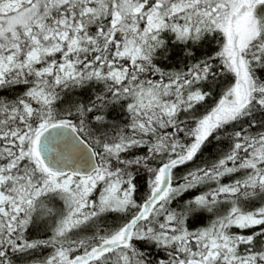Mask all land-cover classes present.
Masks as SVG:
<instances>
[{
    "label": "snow or ice",
    "instance_id": "6c2138e0",
    "mask_svg": "<svg viewBox=\"0 0 264 264\" xmlns=\"http://www.w3.org/2000/svg\"><path fill=\"white\" fill-rule=\"evenodd\" d=\"M0 264H264V0H0Z\"/></svg>",
    "mask_w": 264,
    "mask_h": 264
}]
</instances>
